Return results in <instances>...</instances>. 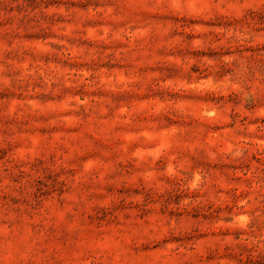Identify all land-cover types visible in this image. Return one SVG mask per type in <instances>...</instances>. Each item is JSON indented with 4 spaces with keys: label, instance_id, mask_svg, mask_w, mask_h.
<instances>
[{
    "label": "rangeland",
    "instance_id": "1",
    "mask_svg": "<svg viewBox=\"0 0 264 264\" xmlns=\"http://www.w3.org/2000/svg\"><path fill=\"white\" fill-rule=\"evenodd\" d=\"M0 264H264V0H0Z\"/></svg>",
    "mask_w": 264,
    "mask_h": 264
}]
</instances>
